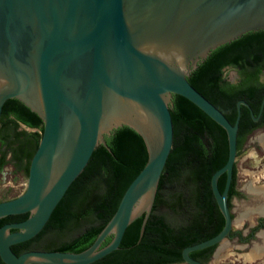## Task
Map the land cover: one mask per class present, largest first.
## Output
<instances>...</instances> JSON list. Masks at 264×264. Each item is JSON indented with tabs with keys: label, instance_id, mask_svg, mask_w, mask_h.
I'll return each instance as SVG.
<instances>
[{
	"label": "water",
	"instance_id": "obj_1",
	"mask_svg": "<svg viewBox=\"0 0 264 264\" xmlns=\"http://www.w3.org/2000/svg\"><path fill=\"white\" fill-rule=\"evenodd\" d=\"M262 30L264 0H0V117L4 104L17 99L44 123L25 191L0 202V219L29 214L0 227L1 260L91 264L118 250L130 224L141 216L145 224L153 209L173 149V97L180 95L225 129L228 138L227 161L211 178L224 227L182 251L186 263L203 264L191 253L220 244L233 228L228 192L241 105L252 109L240 100L232 123L188 77L219 46ZM122 126L143 138L148 160L95 242L79 253L17 254L13 246L45 228L95 150Z\"/></svg>",
	"mask_w": 264,
	"mask_h": 264
},
{
	"label": "trees",
	"instance_id": "obj_2",
	"mask_svg": "<svg viewBox=\"0 0 264 264\" xmlns=\"http://www.w3.org/2000/svg\"><path fill=\"white\" fill-rule=\"evenodd\" d=\"M226 68L238 70L241 75L238 85L226 80ZM261 74H264V30L249 32L219 46L199 63L188 80L225 113L224 102L233 104L237 96L264 92ZM3 109L6 114L4 130L0 131L4 149L0 169L15 162L18 168L24 164L29 170L44 123L17 99L8 100ZM171 112L175 131L173 149L147 221L144 224L141 216L132 222L119 249L91 264L181 263L185 247L205 241L223 229L225 219L215 201L211 178L227 161V133L180 95H174ZM20 122L42 133L18 130ZM105 138L106 144L95 150L45 228L33 239L13 246L17 254L29 250L79 253L95 242L148 160L144 140L134 129L122 126ZM9 153L11 160L6 159ZM224 186L225 176L219 181L221 190ZM28 216L26 213L9 217L22 221ZM10 219L1 218L0 227ZM112 238L113 235L109 236L101 247L108 245ZM0 264H5L1 258Z\"/></svg>",
	"mask_w": 264,
	"mask_h": 264
},
{
	"label": "flooded vegetation",
	"instance_id": "obj_3",
	"mask_svg": "<svg viewBox=\"0 0 264 264\" xmlns=\"http://www.w3.org/2000/svg\"><path fill=\"white\" fill-rule=\"evenodd\" d=\"M236 71L238 77L235 81L228 80L226 77L225 78L230 83H234L238 85L241 82V75L237 69ZM260 82L264 84V74L260 75ZM263 98H264V92L262 91L257 95L253 94L252 96L249 97L237 96L233 99L234 100L233 104H230L229 102L228 103L224 102L223 104V110L228 115V117L231 118L232 123H235L238 117V113H239L238 102L240 100L246 101L252 109L251 111L250 108H248L246 105L244 104L241 105L237 156H239L240 153L244 152L245 154H244V158L242 159L243 161H249L253 159L259 161L260 163L264 161V145L261 141L262 137L264 138V107L261 110ZM5 114L6 111L3 109L0 117V121H1L0 131L2 129L4 130L3 123L5 121ZM19 125L20 126L17 128L18 130L25 129L28 131V129H32L33 132H35V129L37 130L36 127L27 125L26 123L23 122H20ZM33 139L36 140V137L34 136ZM0 145L2 146L1 141H0ZM8 156L12 158L11 154L9 153L6 158L7 160H9ZM0 158H1V152H0ZM7 165H5L2 169H0V172L6 169ZM254 169L259 170L258 168H254ZM241 173L243 172L239 169L238 164L236 163L234 166L232 183L228 192V205L233 219V228L226 237V239L231 243L234 242L244 245V248H248L257 242L256 244H254L253 248L250 251L251 252L250 254L254 252V256L252 255V257L253 258L255 257L254 259H256L257 257H260L262 254H264L263 251L264 243L262 244V240L264 239V184L263 185L250 184L246 186L245 185L240 186L239 181H240ZM244 174H246V176H249L250 178L253 177L255 178V176H258L257 179L259 178L261 180L264 179V176H262L261 172L259 173V171L258 172L250 171V173L246 172ZM223 176H225V183H226V175ZM11 216H15V215H11ZM8 218L10 219L9 216ZM16 221L19 220L10 219L6 223H12ZM237 223H240L241 226H239ZM219 246L220 245L218 244L209 247L210 249L208 248H206L207 250L203 249L204 251L203 250L195 251L196 253H194V255L192 254L193 253L192 252L191 256L194 259L202 262L203 264H210L217 255V253H219L218 252ZM184 262L185 261L183 259V262L181 263Z\"/></svg>",
	"mask_w": 264,
	"mask_h": 264
},
{
	"label": "rangeland",
	"instance_id": "obj_4",
	"mask_svg": "<svg viewBox=\"0 0 264 264\" xmlns=\"http://www.w3.org/2000/svg\"><path fill=\"white\" fill-rule=\"evenodd\" d=\"M224 76L231 81H235L238 77L237 71L234 68H226ZM28 131L33 132L32 129H28ZM35 132L42 133L38 129H35ZM2 149L3 147L0 145V152ZM244 154V152L240 153V155L237 156L235 162V164L237 163L239 169L243 172L240 175L239 185H263L264 179H257L258 176H255V178H250L244 173H250V171H259V173L261 172L262 176H264V161L261 163L255 159L243 161L242 159L244 158ZM8 159L11 160L12 158L8 156ZM254 168H258L259 170ZM28 177L29 170L24 166V164L18 168L15 162H10L6 169L0 172V202L11 200L20 196L26 189ZM237 224L241 226L240 223ZM263 243L264 239L262 240V244ZM254 244L248 248H244V245L234 242L231 243L225 239L219 244V253H217L210 264H264V254H262L260 257H257L256 259H254L255 257H252V255L254 256V252L250 254ZM179 264L188 263L184 262Z\"/></svg>",
	"mask_w": 264,
	"mask_h": 264
},
{
	"label": "bare ground",
	"instance_id": "obj_5",
	"mask_svg": "<svg viewBox=\"0 0 264 264\" xmlns=\"http://www.w3.org/2000/svg\"><path fill=\"white\" fill-rule=\"evenodd\" d=\"M261 141H262V143H263V145H264V138H263V137H262V140H261ZM263 251H264V250H263ZM263 251H262V252H263Z\"/></svg>",
	"mask_w": 264,
	"mask_h": 264
}]
</instances>
